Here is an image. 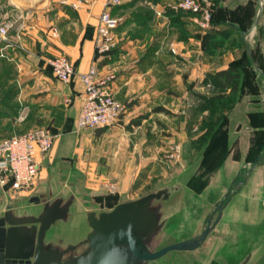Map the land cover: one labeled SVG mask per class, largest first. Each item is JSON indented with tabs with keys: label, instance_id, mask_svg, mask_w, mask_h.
Here are the masks:
<instances>
[{
	"label": "crops",
	"instance_id": "obj_1",
	"mask_svg": "<svg viewBox=\"0 0 264 264\" xmlns=\"http://www.w3.org/2000/svg\"><path fill=\"white\" fill-rule=\"evenodd\" d=\"M77 1L0 0V27L8 31L6 38L0 34V140L41 127L57 135L53 149L41 159V175L53 160L74 155L71 139L81 109L83 85L77 77L71 83L57 80L49 61L67 56L77 74L87 72L94 64L99 77H113L109 91L128 105L124 124L130 126L132 120L145 117L140 126L128 130H83L98 131L101 140L96 149H90L88 143L81 149L91 161L102 157L105 177L97 181L98 185L108 184L112 178L123 191L139 184L140 177L150 178L154 166H163L158 161L160 156L153 157L154 152L165 154L168 150V146H162V131H170L162 126L170 127L177 136L183 135L208 114L200 111L201 96L212 97L219 91L209 76L228 69L242 57L243 50L232 43L224 57L220 50L209 51L203 43L207 30L199 29L191 15L172 9L175 0H122L111 9L121 19L116 31L117 48L109 56H99L95 37L99 17L109 0H84L79 9H74L72 4ZM246 4L247 0H227L232 8ZM161 10L162 16H158ZM254 26L256 59L264 66V10ZM236 37L233 32L229 39ZM258 83V101L250 95L237 97L238 102L227 112V177H219L227 181V191L242 177L239 175L249 165L253 141L264 132V80ZM226 93L230 94V89ZM69 99L71 103H67ZM170 118L178 120L176 129ZM263 160L252 165L247 181L243 176L246 184L238 191V197L244 200L242 206L238 207V198L227 202V216L231 217L227 222V245L239 235V247L247 248L253 231L264 234V165L254 169ZM209 193L206 204L210 206L219 199L220 192ZM255 244L262 248L264 237ZM258 257L254 264H264V254Z\"/></svg>",
	"mask_w": 264,
	"mask_h": 264
},
{
	"label": "rangeland",
	"instance_id": "obj_2",
	"mask_svg": "<svg viewBox=\"0 0 264 264\" xmlns=\"http://www.w3.org/2000/svg\"><path fill=\"white\" fill-rule=\"evenodd\" d=\"M252 1L247 0V4ZM219 2L223 11L217 19L223 22L221 24L218 22L216 25V37L212 41L215 45L213 49L222 51L221 55L224 57L233 41L227 39V35L232 31L227 24V12L233 8L227 6V0H219ZM252 5L254 13L248 26L249 31L245 36H247L249 44L254 45L256 41L254 25L260 6L258 3ZM238 36L239 34L235 38L236 46L243 50V43L238 40ZM205 109L206 113L211 112L210 117L208 119L200 118L197 125H194L196 127H189L186 130L187 133L183 135L177 136L173 134L170 127V129H165L162 126V129L170 131H162L164 138L162 146H168V150L165 154L154 152L153 157L160 156L162 159H158V161L161 160L163 166L161 168L158 165L154 166L150 178L140 177L139 184L129 185L123 191L113 182L112 178H107L108 184L98 185V182L105 177L102 157L91 161L90 156L87 155L86 159L85 154L81 151V149H85L86 143L90 149L98 147V143L101 141L98 131L87 133L75 127L70 147L71 150L76 149L75 154L53 160L45 165L43 174H40L33 187L22 194L14 195L0 190V217H3L9 209L18 217L39 216L46 203L52 204L59 198H62L64 202L72 201L68 217L56 222L48 232L46 243L62 250L67 249L69 244L81 246L74 254L78 255L87 247L84 241L91 230L87 221L88 213L99 214L111 211L119 203L166 189L170 195L167 200L160 199L152 202V208L157 209L160 215L161 229L150 245L151 250L157 251L170 244L199 235L203 231L205 220L221 202L227 204L231 199L238 198L236 200L238 207L242 206L244 200H240L242 197H238V191L243 190L242 186L246 184L242 180L245 178L247 181L253 172V170L250 171L253 164L249 162V165L242 168L243 171L239 175L242 177L237 179L239 182L233 184L236 190L231 185L227 191V181L219 180L221 175L227 177V149L226 153L224 152V160L220 161L218 153L223 150V145L222 140L217 137L219 132L227 126V123L213 127L212 129H216L215 134L201 141L207 125L215 120L217 115L227 116V99L222 100L216 107H206ZM214 112L217 114L212 115ZM122 118L115 125L107 128L118 127L128 130L129 125H125ZM191 122L189 120V123ZM159 123H157L158 128L161 126ZM170 123L176 129L178 120L170 118ZM175 144L182 147V158L179 162H172L168 158L169 149ZM131 145L133 146L132 143ZM221 153L223 154V152ZM261 165H264V160L254 169ZM91 183H96V185ZM110 184H113L117 191H111ZM213 191L220 192L218 193L220 197L209 206L206 204L208 199L206 196ZM226 195H229V198H226ZM229 211L230 208L226 205L222 211L221 221L197 250L172 251L158 260L148 261L145 264H254L259 258L258 256L264 254V246L262 248L255 246L256 240H262L264 234L253 231L251 233L253 240L249 241L251 245L247 248L239 247V235L231 241V245H227V222L231 218L229 215L227 216ZM249 217L255 218L251 215ZM217 218L218 214L215 215L213 222Z\"/></svg>",
	"mask_w": 264,
	"mask_h": 264
},
{
	"label": "water",
	"instance_id": "obj_3",
	"mask_svg": "<svg viewBox=\"0 0 264 264\" xmlns=\"http://www.w3.org/2000/svg\"><path fill=\"white\" fill-rule=\"evenodd\" d=\"M255 1L260 6L255 21L257 25L263 10V0ZM242 37L244 39V32ZM248 53L258 70L249 49ZM169 196L168 190H158L119 203L111 211L88 213L87 221L91 230L84 241L87 247L78 255L68 257L66 254L78 245H69L62 250L47 244L46 239L56 222L68 217L72 201L64 202L59 198L52 204L46 203L39 216L18 217L9 209L0 217V264H145L172 251L197 250L221 220L226 204L217 207V220L212 225L211 219H208L199 235L152 251L150 245L161 229L160 215L157 209L152 208V202L167 200Z\"/></svg>",
	"mask_w": 264,
	"mask_h": 264
},
{
	"label": "built area",
	"instance_id": "obj_4",
	"mask_svg": "<svg viewBox=\"0 0 264 264\" xmlns=\"http://www.w3.org/2000/svg\"><path fill=\"white\" fill-rule=\"evenodd\" d=\"M84 3V0H79L72 7L79 9ZM121 3L122 0H109L99 17L95 37V51L99 56H109L117 48L116 31L121 19L113 15L111 9ZM214 7V0H175L171 8L191 14L199 29L206 31L211 26ZM163 12L157 11V15L162 16ZM54 33H57V29ZM0 34L6 38L7 29L0 27ZM49 66L57 80L71 83L77 77L83 85L76 123L78 130L110 127L126 113L128 105L119 101L108 89L113 77H99L96 65L93 64L85 73L77 74L72 61L62 55L51 59ZM67 103H71V100H67ZM57 137L49 129L41 127L0 140V189L14 195L30 190L40 174V157L44 158L51 152ZM168 158L172 162H179L182 158L181 145L171 146ZM109 189L117 191L113 184L109 185Z\"/></svg>",
	"mask_w": 264,
	"mask_h": 264
},
{
	"label": "trees",
	"instance_id": "obj_5",
	"mask_svg": "<svg viewBox=\"0 0 264 264\" xmlns=\"http://www.w3.org/2000/svg\"><path fill=\"white\" fill-rule=\"evenodd\" d=\"M253 2V3H252ZM246 4L240 5L236 8L231 10H227V24L231 27L232 31L227 35V39L231 36L233 32L239 34L238 40L243 43V54L242 57L235 62H233L228 69L217 71L215 74L209 76V80L215 85V87L219 90L216 95L212 97L201 96L202 104L200 105V111L204 112L206 107L213 108L218 106L222 100L227 99V112L233 108V106L238 102V99L243 97L244 95H250L258 101V97L260 95V87H259V80H264V66L257 61L258 58V49L256 44L252 45L249 44L247 40H244L241 36L244 32L245 34L248 33L249 23L252 20L253 15V5L254 3L257 4L255 0ZM263 10H264V0H263ZM222 6L220 5L219 1H215V7L212 14V22L210 28L207 30L206 34L203 37L204 47L209 48V51L215 47L213 45L214 38L216 37L217 27L216 25L221 24L223 21L217 19L218 16L222 14ZM115 15L114 13H112ZM188 14V13H187ZM191 15V14H188ZM237 38V37H236ZM233 44H236V39L234 38L232 41ZM248 49L250 50L254 61L257 65L258 70L253 65L250 55L248 53ZM230 89V94H227V90ZM238 97V99H237ZM221 106V104H220ZM164 112H167L165 109H160ZM217 113L219 111H216ZM216 113V114H217ZM211 112L209 111L204 119H208L210 117ZM215 114L212 113V115ZM215 114V115H216ZM253 115L251 118L253 119ZM145 117L140 116L131 121L129 127H137L142 124V121ZM228 124V116L224 115H217L215 120L211 121L207 127L204 136H202L201 141H203L206 137L210 135H214L216 129H212L218 125ZM264 123V118H263ZM214 130V131H213ZM228 128L227 126L219 132L217 136L218 139L222 140L223 150H221L219 155V160H224V154L226 153L227 149V156L229 154V146H228ZM223 152V154L221 153ZM225 152V153H224ZM264 158V132L261 135L255 137L253 141V148L249 151L248 154V162L255 164L258 160L261 161Z\"/></svg>",
	"mask_w": 264,
	"mask_h": 264
},
{
	"label": "flooded vegetation",
	"instance_id": "obj_6",
	"mask_svg": "<svg viewBox=\"0 0 264 264\" xmlns=\"http://www.w3.org/2000/svg\"><path fill=\"white\" fill-rule=\"evenodd\" d=\"M36 201H37V200H36ZM222 203H223V202H221L219 205H221ZM225 204H226V203H225ZM219 205H218V206H219ZM226 205H227V204H226ZM218 206H217V207H218ZM217 207L213 210V212H212V213L210 214V216L205 220V222H206L208 219H211V224H212V225L214 224V222L217 220V219H216V220L213 222V219H214L215 215H216V214L219 215V212H218V211L215 212L216 209H217ZM221 219H222V218H221ZM220 221H221V220H220ZM220 221H219V222H220ZM219 222H218V223H219ZM217 225H218V224H217ZM217 225H216V226H217ZM216 226H215V227H216ZM185 240H186V239H185ZM69 245H71V244H69ZM69 245H67V247H68ZM80 247H81V246H77L75 250L70 251L68 254H66V256L74 255L75 252H76Z\"/></svg>",
	"mask_w": 264,
	"mask_h": 264
}]
</instances>
